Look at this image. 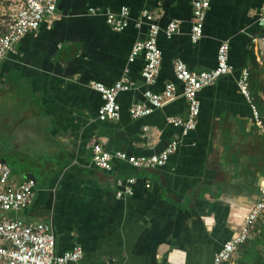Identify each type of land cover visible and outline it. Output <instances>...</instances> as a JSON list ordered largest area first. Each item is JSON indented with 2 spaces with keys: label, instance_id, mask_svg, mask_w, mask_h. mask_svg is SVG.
I'll return each instance as SVG.
<instances>
[{
  "label": "crops",
  "instance_id": "1",
  "mask_svg": "<svg viewBox=\"0 0 264 264\" xmlns=\"http://www.w3.org/2000/svg\"><path fill=\"white\" fill-rule=\"evenodd\" d=\"M123 7L132 21L122 32L112 31L103 13L89 12L117 14ZM143 10L161 30L178 24L172 38L158 35L161 64L149 88L141 78L142 58L128 63L133 43L146 33L145 24L133 25ZM263 14L264 0H210L203 36L193 44L190 0H59L55 14L0 64V161L10 168L11 184L35 182L32 203L16 217L50 225L56 254L79 246L80 264H212L239 234L264 184V134L237 87L247 69L251 103L254 95L264 100V60L250 46L252 37L264 35L257 24ZM222 42L229 44L234 70L198 93L196 127L183 134L167 123L187 111L174 62L211 70ZM251 52L257 67L249 64ZM125 71L134 88L118 95V119L100 122L102 101L90 83L109 87ZM167 83L176 88L172 102L130 118L129 107L144 100L146 89L161 92ZM172 141L177 151L161 168L134 169L114 160L105 172L91 162L95 144L147 157ZM127 177L136 179L134 194L117 199L115 180ZM239 248L227 264L236 263Z\"/></svg>",
  "mask_w": 264,
  "mask_h": 264
},
{
  "label": "built area",
  "instance_id": "2",
  "mask_svg": "<svg viewBox=\"0 0 264 264\" xmlns=\"http://www.w3.org/2000/svg\"><path fill=\"white\" fill-rule=\"evenodd\" d=\"M8 4V24L0 35V64L8 53L15 50L16 45L26 35L39 29L46 16L56 12L59 0H3ZM192 22L190 41L197 43L203 36V26L210 0H190ZM91 14L103 13L107 26L114 32L124 31L130 24L131 18L127 8L123 7L117 14L98 8L89 9ZM145 24L147 29L143 38L136 40L129 53L128 63L142 58L143 67L141 78L147 88L155 84L161 64V52L157 44L158 35L162 32L166 38H172L178 31L175 21L169 22L164 29H160L151 12L143 10L138 20L133 22L135 28L140 29ZM260 28L264 29V14L257 20ZM250 46L254 52L264 60V35L250 39ZM229 63V44H219L214 68L206 71H190L185 63L176 60L173 65L175 80L182 86V96L187 104L184 117L171 116L167 123L180 128L187 134L196 127L200 113L198 93L205 87L215 84L220 78L233 72ZM90 87L99 94L102 104L97 111L100 122L117 120L120 106L118 95L127 93L134 88V83L125 71L119 80L106 87L98 82H91ZM240 94L250 103L254 123L264 134V125L257 108L251 103L249 93V72L242 69L237 81ZM144 100L132 104L128 114L132 119H140L151 115L163 108L176 98V88L173 83L165 84L161 92L146 89ZM178 142H170L160 153L151 156H132L124 152H108L99 144L91 150V162L99 170L111 172L112 162H125L134 169H154L163 167L169 157L177 151ZM10 168L0 163V264H80L83 256L79 246H73L69 251L55 253V236L52 227L43 223H28L17 218L18 212L27 208L35 196L34 180H26L18 185L9 182ZM134 177L118 178L115 180V197L117 199L130 197L134 194ZM149 188V183L145 184ZM264 216V184L258 188V199L250 212L243 219L239 234L226 241L221 249L214 254L212 264H227L233 259L236 250L246 243L252 235L255 224Z\"/></svg>",
  "mask_w": 264,
  "mask_h": 264
},
{
  "label": "trees",
  "instance_id": "3",
  "mask_svg": "<svg viewBox=\"0 0 264 264\" xmlns=\"http://www.w3.org/2000/svg\"><path fill=\"white\" fill-rule=\"evenodd\" d=\"M249 64L252 67H257V63L255 62V57L252 52L249 56ZM255 86L257 90L261 89V84H259L257 80H255ZM253 103L258 108L264 125V100H262L258 95H254ZM259 221L260 220H258V222ZM253 231V238L241 245L242 247L240 246L239 258L235 264H264V253L261 252V250L264 251V220L259 223L257 228L254 227Z\"/></svg>",
  "mask_w": 264,
  "mask_h": 264
},
{
  "label": "rangeland",
  "instance_id": "4",
  "mask_svg": "<svg viewBox=\"0 0 264 264\" xmlns=\"http://www.w3.org/2000/svg\"><path fill=\"white\" fill-rule=\"evenodd\" d=\"M7 7H8V4L5 1L0 0V35L5 31V28L8 24ZM0 141L4 143L5 140L3 137H0ZM263 220H264V217L261 218L259 222H257L258 225L256 223L255 228H257L259 226V223ZM253 236H254V231H253L252 238ZM261 252L264 253L263 250H261Z\"/></svg>",
  "mask_w": 264,
  "mask_h": 264
},
{
  "label": "water",
  "instance_id": "5",
  "mask_svg": "<svg viewBox=\"0 0 264 264\" xmlns=\"http://www.w3.org/2000/svg\"><path fill=\"white\" fill-rule=\"evenodd\" d=\"M1 163L7 164L5 160L0 161ZM32 180H34L33 177H31Z\"/></svg>",
  "mask_w": 264,
  "mask_h": 264
}]
</instances>
